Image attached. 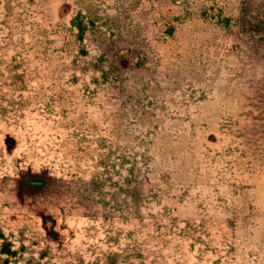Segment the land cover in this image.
<instances>
[{
  "label": "rangeland",
  "instance_id": "374dc122",
  "mask_svg": "<svg viewBox=\"0 0 264 264\" xmlns=\"http://www.w3.org/2000/svg\"><path fill=\"white\" fill-rule=\"evenodd\" d=\"M0 234V264H264V0H0Z\"/></svg>",
  "mask_w": 264,
  "mask_h": 264
},
{
  "label": "trees",
  "instance_id": "16d2710c",
  "mask_svg": "<svg viewBox=\"0 0 264 264\" xmlns=\"http://www.w3.org/2000/svg\"><path fill=\"white\" fill-rule=\"evenodd\" d=\"M91 24H92L91 21H85V15H83L81 12H78L75 16L71 18L70 26L73 30H75L77 34V41H79L80 43L84 41L86 34L90 30ZM122 162L132 165L131 174H130L131 177L134 176L135 170L139 172V170H137L135 166V162H136L135 160H129L127 157L123 156ZM137 176H139V173L137 174ZM42 183H43L42 181L33 180L30 181L28 184L31 186L39 187L41 186L40 184ZM2 236L3 235L0 234V239L2 238ZM0 253L7 257L11 256L13 254V251H11L10 249V244L9 243L2 244L0 248Z\"/></svg>",
  "mask_w": 264,
  "mask_h": 264
}]
</instances>
